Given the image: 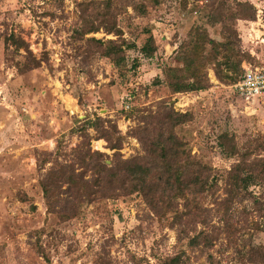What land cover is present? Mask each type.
Segmentation results:
<instances>
[{
	"label": "rangeland",
	"instance_id": "obj_1",
	"mask_svg": "<svg viewBox=\"0 0 264 264\" xmlns=\"http://www.w3.org/2000/svg\"><path fill=\"white\" fill-rule=\"evenodd\" d=\"M86 1L0 0V264H163L172 256L178 264H264V180L250 183L247 170L235 183L230 173L238 160L264 157V92L241 100L229 78L236 73L222 66L221 80L212 62L205 89L174 93L167 85L181 74L178 46L190 30L204 27L219 40L208 16L230 15L235 0H97L109 1L121 35L103 28L78 35ZM242 1L254 18L235 22L247 54L239 73L243 65L264 68V0ZM148 30L155 51L142 57L137 48ZM90 37L135 47L115 65ZM163 104L189 113L186 120L161 123ZM96 117L104 120L99 130L87 123ZM169 134L183 143L191 168L209 175L204 192L186 191L158 213L149 196L118 181L113 191L80 199L60 181L49 200L44 195L42 182L60 164L95 177L82 161L93 151L113 168L137 159L159 189L152 141ZM65 199L73 201L63 208Z\"/></svg>",
	"mask_w": 264,
	"mask_h": 264
},
{
	"label": "trees",
	"instance_id": "obj_2",
	"mask_svg": "<svg viewBox=\"0 0 264 264\" xmlns=\"http://www.w3.org/2000/svg\"><path fill=\"white\" fill-rule=\"evenodd\" d=\"M102 2L104 6L100 8L99 4ZM80 10L82 30L78 35L96 32L99 28L121 35L120 29L112 22L114 17L110 11L109 1L88 0L81 3ZM229 13L230 15H226L223 11H219L208 16L207 23L209 25L219 24V34L221 36L219 40L211 38L204 27H195L190 30V38L179 44L177 59L182 64L180 67L181 74L167 81V85L172 92L188 93L205 89L208 85L206 65L210 62L213 63L214 72L219 79L223 80L226 76L227 73L222 72V66H226L228 70L236 73V75L229 76L231 82L234 83L237 80L241 60L247 54L243 53L239 47L240 39L235 22L237 19L252 20L254 18V8L247 1L235 0V8L233 11L229 10ZM146 32L147 36L142 45L137 48V51L142 57H151L155 51V42L151 31ZM90 41L94 42L97 45V50L104 57L113 61L115 65L124 64L125 51L135 47L133 43L121 37L120 40H101L90 37ZM209 54L212 56L211 59ZM135 61L136 66L137 59ZM162 106L166 110L160 117V122L169 123L170 128L185 121L189 114L176 112L166 104ZM102 121L104 120L96 117L87 123L99 130ZM152 143L159 157L158 166L161 170L155 182L159 189L153 188L148 183L151 171L148 166L141 164L137 159L122 161L124 162L123 165L118 163V166L113 168L100 162L97 157L101 155L100 152L93 151L88 154L89 159L82 161L85 164H91L96 173L95 177H92L91 180L85 179L81 173H76L69 164H60L57 168L50 169L48 176L45 178L48 181L42 182L44 195L49 200L51 187L60 181L67 184L68 192L73 199H80L82 196L91 197L92 192L99 190V188L113 191L112 186L118 181L127 186L129 192H142L149 196L151 208L158 213V210L163 206L165 207L164 210L169 209L170 199L183 197L186 191L189 193L194 191L204 192L207 189L209 175L206 171L198 172L199 168H191V163L182 148L183 143L173 134H169L166 139L155 138ZM85 157L86 155L83 156V158ZM200 164L203 170L209 168L207 165ZM187 170L191 171L190 176H187ZM247 170L249 171L247 172ZM245 172L251 178L250 183L256 180H264V157H257L252 162L248 160L234 162L230 169L232 181L238 183L240 179L245 180ZM247 184L245 183L244 189L247 188ZM94 186L95 189H93ZM234 188L237 191L239 187L235 186ZM158 192L160 195L156 196ZM64 201L63 208L73 200L65 199ZM50 206V210L53 209L55 201L50 202ZM177 258V256H172L163 264H178Z\"/></svg>",
	"mask_w": 264,
	"mask_h": 264
},
{
	"label": "built area",
	"instance_id": "obj_3",
	"mask_svg": "<svg viewBox=\"0 0 264 264\" xmlns=\"http://www.w3.org/2000/svg\"><path fill=\"white\" fill-rule=\"evenodd\" d=\"M233 92L243 101L253 102L264 92V68L243 65L237 80L232 84ZM130 99L131 96H128ZM130 107L129 102L124 108Z\"/></svg>",
	"mask_w": 264,
	"mask_h": 264
},
{
	"label": "bare ground",
	"instance_id": "obj_4",
	"mask_svg": "<svg viewBox=\"0 0 264 264\" xmlns=\"http://www.w3.org/2000/svg\"><path fill=\"white\" fill-rule=\"evenodd\" d=\"M101 144H102V143H101ZM101 144H100V141H97L98 148H99V146H100Z\"/></svg>",
	"mask_w": 264,
	"mask_h": 264
},
{
	"label": "crops",
	"instance_id": "obj_5",
	"mask_svg": "<svg viewBox=\"0 0 264 264\" xmlns=\"http://www.w3.org/2000/svg\"><path fill=\"white\" fill-rule=\"evenodd\" d=\"M242 100V99H241Z\"/></svg>",
	"mask_w": 264,
	"mask_h": 264
}]
</instances>
